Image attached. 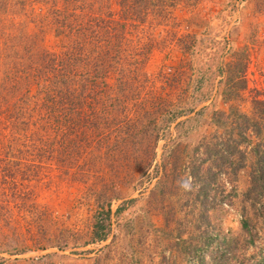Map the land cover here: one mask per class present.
<instances>
[{
  "label": "rangeland",
  "instance_id": "obj_1",
  "mask_svg": "<svg viewBox=\"0 0 264 264\" xmlns=\"http://www.w3.org/2000/svg\"><path fill=\"white\" fill-rule=\"evenodd\" d=\"M116 2L101 5L115 19ZM61 7L0 0V264H264L252 156L226 179L203 150L212 112L226 109L219 68L231 52L248 55L233 105L248 117L264 106V0H166L125 30L123 58L140 76L117 96L109 71L106 94L70 118L43 107L45 81L32 80L46 64L36 59L71 44L51 25Z\"/></svg>",
  "mask_w": 264,
  "mask_h": 264
},
{
  "label": "trees",
  "instance_id": "obj_2",
  "mask_svg": "<svg viewBox=\"0 0 264 264\" xmlns=\"http://www.w3.org/2000/svg\"><path fill=\"white\" fill-rule=\"evenodd\" d=\"M59 1L62 2L61 9L50 12L51 25L54 32L69 38L71 44L58 56L44 54L41 60L36 59L46 64L41 67L43 79L32 80L45 81L41 105L60 110L70 118L81 110L92 108L98 97L106 94L110 89L106 82L109 71L117 75L114 79L117 96L126 89V79L136 80L140 76L141 62L123 58L124 49L121 46L125 30L142 23L141 20L149 15L161 14L166 0H117V19L111 12L104 11L101 6L103 0ZM98 48L100 53L93 55V49ZM247 64L245 48L231 52L223 60L219 68L223 75L220 97L226 109L212 112L211 120L216 131L209 136L203 150L209 160H215L217 171L226 179L243 167L249 153L253 164L246 194L249 199H254V195L256 197L264 189V132L261 130L264 106L253 101L257 116L248 117L233 105L245 90ZM19 73L22 76L23 72ZM7 106L5 103V112L11 115L7 119L15 118L17 113H9ZM204 171L212 178L215 176L211 168ZM199 173L201 167L192 168L191 174L195 179ZM103 222L104 218L96 219L93 225L98 241L104 237Z\"/></svg>",
  "mask_w": 264,
  "mask_h": 264
}]
</instances>
